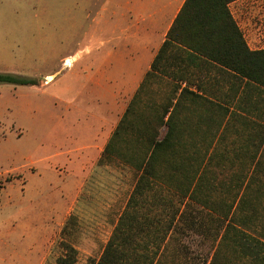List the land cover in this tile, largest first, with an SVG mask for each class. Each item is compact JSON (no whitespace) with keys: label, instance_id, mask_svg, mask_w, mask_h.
Returning <instances> with one entry per match:
<instances>
[{"label":"trees","instance_id":"16d2710c","mask_svg":"<svg viewBox=\"0 0 264 264\" xmlns=\"http://www.w3.org/2000/svg\"><path fill=\"white\" fill-rule=\"evenodd\" d=\"M232 1H184L111 132L97 163L136 179L89 264H264V49L248 48ZM62 249L55 264H74L76 248Z\"/></svg>","mask_w":264,"mask_h":264},{"label":"crops","instance_id":"0c3cea01","mask_svg":"<svg viewBox=\"0 0 264 264\" xmlns=\"http://www.w3.org/2000/svg\"><path fill=\"white\" fill-rule=\"evenodd\" d=\"M184 1L17 0L22 22L15 34L30 40H19L16 60L12 64L1 58L0 66L33 70L35 77L37 70H50L41 80L33 78L37 85L24 86L41 92L46 88L54 121L70 120L90 129V138L75 137L77 144L57 156L65 157L62 164H98ZM29 5L36 6L31 13ZM228 9L248 48L264 49V0H234ZM183 65L189 72L194 69L187 60L176 61V67ZM190 89L196 90L193 85Z\"/></svg>","mask_w":264,"mask_h":264},{"label":"rangeland","instance_id":"374dc122","mask_svg":"<svg viewBox=\"0 0 264 264\" xmlns=\"http://www.w3.org/2000/svg\"><path fill=\"white\" fill-rule=\"evenodd\" d=\"M21 19L17 0H0V60L13 64L16 44L30 40L15 34ZM37 71L35 77L33 70L0 66V73L38 80L50 70ZM43 90L0 83V263L55 264L66 241L77 250L74 264H89L102 252L136 173L114 159L62 164L65 157L57 156L77 144L75 137L90 138V129L54 121ZM66 224L69 231L61 233Z\"/></svg>","mask_w":264,"mask_h":264}]
</instances>
